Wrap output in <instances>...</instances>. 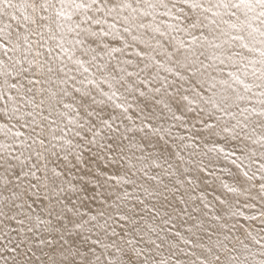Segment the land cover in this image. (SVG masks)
Returning <instances> with one entry per match:
<instances>
[{
    "label": "snow or ice",
    "instance_id": "1",
    "mask_svg": "<svg viewBox=\"0 0 264 264\" xmlns=\"http://www.w3.org/2000/svg\"><path fill=\"white\" fill-rule=\"evenodd\" d=\"M0 264H264V0H0Z\"/></svg>",
    "mask_w": 264,
    "mask_h": 264
}]
</instances>
